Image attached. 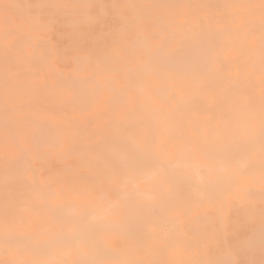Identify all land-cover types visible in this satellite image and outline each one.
<instances>
[{
  "label": "bare ground",
  "instance_id": "6f19581e",
  "mask_svg": "<svg viewBox=\"0 0 264 264\" xmlns=\"http://www.w3.org/2000/svg\"><path fill=\"white\" fill-rule=\"evenodd\" d=\"M0 264H264V0H0Z\"/></svg>",
  "mask_w": 264,
  "mask_h": 264
}]
</instances>
